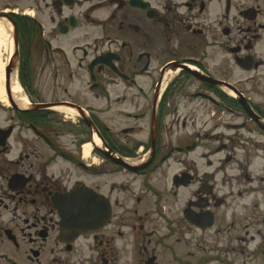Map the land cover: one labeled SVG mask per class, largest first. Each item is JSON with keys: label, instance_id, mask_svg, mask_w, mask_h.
<instances>
[{"label": "flooded vegetation", "instance_id": "obj_1", "mask_svg": "<svg viewBox=\"0 0 264 264\" xmlns=\"http://www.w3.org/2000/svg\"><path fill=\"white\" fill-rule=\"evenodd\" d=\"M32 6L0 10L25 33L27 83L0 101V264H264V0ZM77 76L126 96L81 102ZM76 186L105 222L64 235L56 204Z\"/></svg>", "mask_w": 264, "mask_h": 264}, {"label": "rangeland", "instance_id": "obj_2", "mask_svg": "<svg viewBox=\"0 0 264 264\" xmlns=\"http://www.w3.org/2000/svg\"><path fill=\"white\" fill-rule=\"evenodd\" d=\"M33 3L34 0H0V10L4 9V10H15L16 12H18L19 14L22 15H28L30 16V14H34L33 13ZM36 11V10H34ZM31 17V16H30ZM13 37V36H12ZM14 39V38H13ZM14 42V40H13ZM257 53L259 55H264V47H259V49L257 50ZM2 55L4 56L5 59H7L8 57V53H7V47H3L2 48ZM77 65V64H76ZM50 70H47L46 75H44L46 78L43 79V76L41 75L42 73L39 71V73L37 72V74H35V81L36 84L39 87H44V86H48L49 81L52 83L53 82V77H52V70H54V66L50 67ZM19 62H17L14 66V71L13 73H15V76L18 77L19 76ZM252 74L254 73H249V74H244L242 73V78H246V77H250ZM76 80L77 82L74 84V86H76L78 88V90H76L75 92L77 93V98L84 103H93L96 106H98L99 108H104L106 103H117L116 98L117 97H121V96H126V95H122L120 94L118 96L117 93L114 92V90H116L115 88H110L109 89V94L107 95L104 92H97L90 90L89 86L86 85L85 83V78L81 77V76H77ZM66 80V79H65ZM260 87H262L260 89V92H262V95L264 96V80H262L260 82ZM79 87H82L81 89ZM245 87L248 88L247 85H245ZM132 93V92H131ZM51 96V95H49ZM255 96V95H252ZM133 95H128V99L126 101L120 102L119 104H122L120 107L124 109L125 112H130V113H136L138 112V110H136V108H134V103H138L141 104L143 103V100H141V98L137 99L136 96L133 100ZM64 98H67V95L64 96ZM258 99V97H257ZM117 117V116H116ZM116 117L111 116V118L115 119ZM211 118V117H209ZM208 118V119H209ZM118 119H123L122 123H117V122H111L113 125H115L117 128H121L123 126H125L126 124H131L133 123L132 121L126 122L122 117H119ZM213 122H217V119ZM212 122V123H213ZM174 136V135H173ZM168 147H166L165 149H167ZM171 165H174V163H172ZM171 173V170L167 169L165 170V173L161 174V176L156 179L157 181L161 182V184L163 185V187L169 186L167 188H170V179L168 174Z\"/></svg>", "mask_w": 264, "mask_h": 264}, {"label": "water", "instance_id": "obj_3", "mask_svg": "<svg viewBox=\"0 0 264 264\" xmlns=\"http://www.w3.org/2000/svg\"><path fill=\"white\" fill-rule=\"evenodd\" d=\"M9 20L14 28L15 53L10 60L9 66L6 68V88L8 92L11 89L9 83L11 70L18 58V33L16 24L11 19ZM56 205L62 219L61 230L64 235L68 234L72 236L94 231L103 226L105 222L106 209L103 203L86 188L76 186L67 195L60 196Z\"/></svg>", "mask_w": 264, "mask_h": 264}, {"label": "bare ground", "instance_id": "obj_4", "mask_svg": "<svg viewBox=\"0 0 264 264\" xmlns=\"http://www.w3.org/2000/svg\"><path fill=\"white\" fill-rule=\"evenodd\" d=\"M13 27L12 24L8 22L6 18H0V101L8 102L7 88H6V72L5 67L8 64L9 60L13 56L15 52V44L13 42ZM7 47L8 57L4 58L2 55V48ZM9 83L11 85V93L8 92L9 95H12L18 102H23V89L15 76V73H11ZM95 141L99 144V140L96 138ZM91 144L88 143L84 146V154L85 157H88L91 152Z\"/></svg>", "mask_w": 264, "mask_h": 264}, {"label": "trees", "instance_id": "obj_5", "mask_svg": "<svg viewBox=\"0 0 264 264\" xmlns=\"http://www.w3.org/2000/svg\"><path fill=\"white\" fill-rule=\"evenodd\" d=\"M17 23H18V28H19V35L23 38V37H25V33L24 32L21 33V26H20V22L18 20H17Z\"/></svg>", "mask_w": 264, "mask_h": 264}]
</instances>
